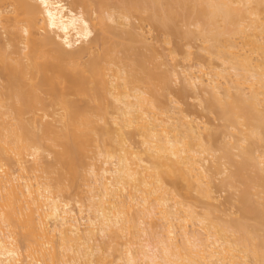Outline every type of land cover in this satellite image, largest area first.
I'll use <instances>...</instances> for the list:
<instances>
[{
  "label": "bare ground",
  "instance_id": "bare-ground-1",
  "mask_svg": "<svg viewBox=\"0 0 264 264\" xmlns=\"http://www.w3.org/2000/svg\"><path fill=\"white\" fill-rule=\"evenodd\" d=\"M0 76V264H264V0H0Z\"/></svg>",
  "mask_w": 264,
  "mask_h": 264
},
{
  "label": "rangeland",
  "instance_id": "rangeland-1",
  "mask_svg": "<svg viewBox=\"0 0 264 264\" xmlns=\"http://www.w3.org/2000/svg\"><path fill=\"white\" fill-rule=\"evenodd\" d=\"M134 22L136 25L140 24V21L138 19H135ZM144 27H145L144 28L145 32H147V37L149 38V42L155 47V49L158 50L157 52H163L164 53L165 60L167 61L168 65H173L174 63H177L180 66H183V67L185 66V64H186V61L184 58L185 52H186V50H185L186 49L185 48L186 42L185 41L179 40L180 41L179 42L175 38H168L164 32H160V31L154 29L152 26H150V24H145ZM165 40L166 41L170 40L171 44L165 45L163 43V41H165ZM198 46H199L198 42L193 44L192 51L194 53L198 51ZM193 59H194V62L198 61L197 60L198 58H195V56ZM179 81L180 80H178L177 85L174 86V88H175L174 90H176V92L175 93L172 92V94L167 95L165 97H162L163 102L169 104L170 100L177 101L180 104L179 105L180 108L184 109V112L185 111L189 112L190 115L193 116V118L197 117V119H201L202 122L205 121V123L206 122L209 123L208 125L212 128V130H215V131L219 130V133L223 132L222 130L224 128L221 127V124L223 122L220 119H218L215 114H211L203 108V106H202L203 102L201 103V99H200L201 96L200 97L197 95L195 96L194 92H191L189 90H185V92L187 91L186 96L184 95V98H182L183 95L180 97L181 94H179V93H180V90L182 92L183 89H181V88L183 85H182V82H179ZM202 101H203V99H202ZM183 109H181V110H183ZM201 120H199V121H201ZM219 133L217 134V135H220V138L218 137V140L221 139V142H222V141H224V139H222V135ZM214 134H216V133H214ZM218 140H217V143H218ZM219 143H220V140H219ZM236 158H238V157H236ZM225 176H226L225 174L216 176V179H215L216 182H214L215 186L213 185V187H215V188H213V190H214L213 192H214V197H216L215 198L216 200L214 199V200L209 201L207 199H199L200 200L199 204H200V206H202L201 208H203V205L208 206L207 204H210V206L208 208L210 209V207L211 208L216 207L215 210H216L218 215H224L225 213H227V216H224V217H226V218L229 217V218L235 219L236 217L240 216V212H239L240 206L236 205L233 207L231 204L234 200H238L237 196L240 193V189L238 188L239 185L236 186V188H232V189H227V188L223 187L222 182H223V179L225 178ZM237 188L239 190H237ZM73 195L71 194V196H73ZM76 199H74L73 203H75ZM236 202H238V201H236ZM73 203H72V205H73ZM234 204H239V203H234ZM74 205H76V203ZM231 206L233 208H231ZM198 209H199V211H202V210H200V208H198ZM224 211H226V212H224Z\"/></svg>",
  "mask_w": 264,
  "mask_h": 264
}]
</instances>
